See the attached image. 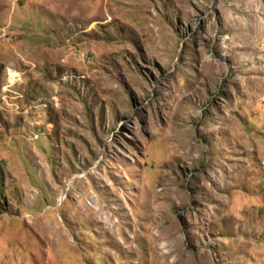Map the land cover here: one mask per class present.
Wrapping results in <instances>:
<instances>
[{"label":"rangeland","instance_id":"obj_1","mask_svg":"<svg viewBox=\"0 0 264 264\" xmlns=\"http://www.w3.org/2000/svg\"><path fill=\"white\" fill-rule=\"evenodd\" d=\"M0 264H264V0H0Z\"/></svg>","mask_w":264,"mask_h":264},{"label":"built area","instance_id":"obj_2","mask_svg":"<svg viewBox=\"0 0 264 264\" xmlns=\"http://www.w3.org/2000/svg\"><path fill=\"white\" fill-rule=\"evenodd\" d=\"M83 55H80V57H82Z\"/></svg>","mask_w":264,"mask_h":264}]
</instances>
